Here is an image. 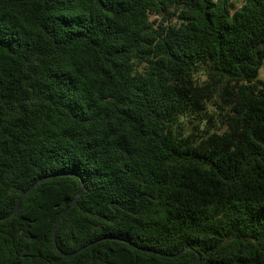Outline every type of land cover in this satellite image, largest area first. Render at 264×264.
Wrapping results in <instances>:
<instances>
[{"label":"trees","instance_id":"trees-1","mask_svg":"<svg viewBox=\"0 0 264 264\" xmlns=\"http://www.w3.org/2000/svg\"><path fill=\"white\" fill-rule=\"evenodd\" d=\"M230 4L0 0V264H264V0Z\"/></svg>","mask_w":264,"mask_h":264},{"label":"water","instance_id":"water-1","mask_svg":"<svg viewBox=\"0 0 264 264\" xmlns=\"http://www.w3.org/2000/svg\"><path fill=\"white\" fill-rule=\"evenodd\" d=\"M52 177V175H48V176H43V177H40V178H38L30 187H28L22 194H21V196H20V198H19V200H18V202H17V205L15 206V208H14V210H13V212H15L17 209H18V207L20 206V204H21V202H22V200L24 199V197L27 195V193L38 183V182H40V181H42V180H44V179H48V178H51ZM81 189H82V185H80V187L78 188V190H77V192H76V194H75V196H74V198H73V200H72V202L65 208V210L62 212V214L60 215V217H59V220H58V222H57V224H56V228H55V230L57 229V227H58V225L60 224V221L62 220V218H63V216H64V214L69 210V209H71L72 207H74L75 205H76V203H77V200H78V196H79V194H80V192H81ZM54 239H55V237H54ZM99 240H102V239H97V240H94V241H91V242H89V243H86V244H84L83 246H81V247H79L78 249H76V250H74V251H71V252H63V251H61V250H59L58 248V251L62 254V255H64L65 257H71V256H74V255H76L77 253H79V252H81L82 250H84L85 248H87V247H89V246H91V245H93V244H95V243H97ZM187 249H190V247L189 246H187V247H185L183 250H181V251H179V253H176V254H174V255H165V254H162L163 256H168V257H172V256H175V257H177V256H179L183 251H185V250H187ZM144 251H146V252H154V251H152V250H149V249H143ZM196 264H200V257L198 256V258H197V262H196Z\"/></svg>","mask_w":264,"mask_h":264},{"label":"rangeland","instance_id":"rangeland-1","mask_svg":"<svg viewBox=\"0 0 264 264\" xmlns=\"http://www.w3.org/2000/svg\"><path fill=\"white\" fill-rule=\"evenodd\" d=\"M244 0H230L231 4L229 5V10H233V9H236L238 8L241 3L243 2ZM263 73H264V68H263ZM182 121H184V123L186 124L187 123V120L184 118L182 119Z\"/></svg>","mask_w":264,"mask_h":264},{"label":"crops","instance_id":"crops-1","mask_svg":"<svg viewBox=\"0 0 264 264\" xmlns=\"http://www.w3.org/2000/svg\"><path fill=\"white\" fill-rule=\"evenodd\" d=\"M263 68H264V58L262 60L261 66H260L259 71H258V74H257L258 79H260L262 81H264Z\"/></svg>","mask_w":264,"mask_h":264}]
</instances>
